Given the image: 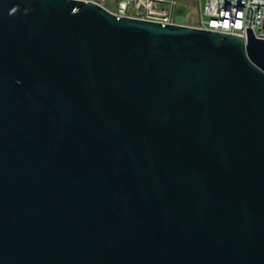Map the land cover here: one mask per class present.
Segmentation results:
<instances>
[{"label":"water","instance_id":"95a60500","mask_svg":"<svg viewBox=\"0 0 264 264\" xmlns=\"http://www.w3.org/2000/svg\"><path fill=\"white\" fill-rule=\"evenodd\" d=\"M246 33L0 0V264H264Z\"/></svg>","mask_w":264,"mask_h":264},{"label":"built area","instance_id":"2783aa9c","mask_svg":"<svg viewBox=\"0 0 264 264\" xmlns=\"http://www.w3.org/2000/svg\"><path fill=\"white\" fill-rule=\"evenodd\" d=\"M84 1H94L121 16L175 23L173 11L177 4L176 0H116L114 5L107 4L106 0ZM198 4L199 21L198 24L191 25L242 35L244 38L247 36L246 28L249 26L256 38L264 39V0H198Z\"/></svg>","mask_w":264,"mask_h":264},{"label":"rangeland","instance_id":"374dc122","mask_svg":"<svg viewBox=\"0 0 264 264\" xmlns=\"http://www.w3.org/2000/svg\"><path fill=\"white\" fill-rule=\"evenodd\" d=\"M116 0H106L107 4L114 5ZM173 11V21L177 24H198L199 4L198 0H176Z\"/></svg>","mask_w":264,"mask_h":264}]
</instances>
